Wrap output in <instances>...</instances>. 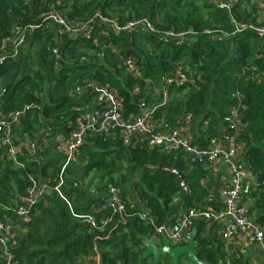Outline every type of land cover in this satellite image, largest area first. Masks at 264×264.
I'll return each instance as SVG.
<instances>
[{"label":"trees","instance_id":"16d2710c","mask_svg":"<svg viewBox=\"0 0 264 264\" xmlns=\"http://www.w3.org/2000/svg\"><path fill=\"white\" fill-rule=\"evenodd\" d=\"M170 1L172 15L161 14L163 0H66L59 7L58 0H0V47L2 40L10 35L13 24L39 25L41 14L50 11L53 4L64 10L72 24L94 20L91 39L79 34L65 36L59 41L57 27L44 25L33 32L30 44L21 49L17 60L8 58L0 66V93L4 91L0 113L8 115L31 106L21 123L12 129V135L19 139L13 143L39 140L49 133L46 135L49 143L41 144L36 159L23 152L16 162L8 157L0 160L1 205L15 207L17 198L32 188L31 175L38 182L48 184L47 191L32 208L31 223L21 232L13 251V264H80L94 255L99 257L101 264H120L119 261L147 264L149 257L143 254L146 243L154 237L151 225L137 216L116 214L103 232H90V228L75 217L94 214L105 218L110 215L101 197L92 192L95 179L87 185L84 181L93 171L103 173L101 177L116 172L115 159L125 158L131 170L139 172V180L134 185H117L125 203L151 213L157 225L167 223L185 207L208 210L216 206L211 200L216 182L204 165L193 163L182 154L167 155L159 146L149 149L145 139L124 144L118 137L105 135L88 137L80 148V158L73 160L64 171L60 188L63 197L55 193L54 186L59 181L65 157L52 142L58 136L67 137L84 115L86 105L96 94L91 91L80 94L77 88L93 79L118 92L123 98L124 114L129 117L161 104L163 96H157L158 101H155L152 95H147L149 81L159 82L162 74L172 72L177 64L183 63L194 83L169 88V99L158 106L154 121L161 125L162 131L167 127L187 126L196 144L203 149L210 148V140L218 137L225 127L224 121L231 108L238 105L233 93L239 90L246 108L242 118L248 125L242 137L246 143L242 163L264 181V77L255 84L243 74L251 67H258L264 73V41L251 32L225 42L214 41L203 32L206 29L231 31L224 11L207 2L209 14L205 18L202 9L192 2L182 7V0ZM238 11L244 20L250 17V14L246 16L249 10L240 7ZM98 12L103 16L119 17L122 22L148 17L158 29L193 30L197 36L184 44H175L160 41L145 32L116 34L94 19ZM142 39L150 45L144 55L138 51V47L145 50L140 43ZM54 46L60 50L59 57L49 50ZM116 49L120 54L113 53ZM84 50L94 51V57H87ZM128 56L141 64V78L121 67L123 58ZM44 81L48 86L43 85ZM160 167H173L186 175L192 201L186 198L179 176ZM49 178L54 181L47 183ZM96 189L101 192L105 186ZM207 223L199 220L195 228L198 255L211 264H219L225 256L210 249L201 236ZM184 257L171 264H182ZM167 263V258H162L159 264ZM0 264H5L1 247Z\"/></svg>","mask_w":264,"mask_h":264},{"label":"built area","instance_id":"2783aa9c","mask_svg":"<svg viewBox=\"0 0 264 264\" xmlns=\"http://www.w3.org/2000/svg\"><path fill=\"white\" fill-rule=\"evenodd\" d=\"M65 1L58 0V7L64 5ZM252 1V5L255 2L258 6V15L255 16V14L249 13L250 17L244 20L238 11L240 0H209L208 3L211 6L227 14L231 31L206 29L203 33L210 36L214 41L225 42L237 35L251 32L259 40L264 41V0ZM241 7L244 8V5H241ZM94 19L98 20L100 24L106 25L116 34L130 35L131 33L145 32L152 34L160 41L174 42L175 44H184L197 36V33L193 30L176 32L173 29H158L148 17H135L122 22L119 17L103 16L98 12ZM93 21L86 24H72L64 14V10L56 8V5L53 4L50 11L41 14L39 25H23L22 22L13 24L10 35L2 40L0 66L8 58L17 60L20 57L21 49L30 44L33 32L44 25L57 27V39L59 41L65 36L70 37L79 34H85L87 39H91V23L93 24ZM92 41L94 44L97 43L96 40ZM49 50L52 55L59 57L60 50L58 47L54 46ZM100 56L103 57L104 55L101 54ZM121 67L136 78L142 77V66L139 64L138 59L133 56L124 57ZM243 74L247 75L248 80L255 84H259L264 77V73L258 67L246 68ZM159 83L162 89L163 101L158 106L165 104L169 99V88L183 87L194 82L189 77L183 63H179L172 72L162 74L159 77ZM148 85L153 86L154 82L149 81ZM88 91L96 94L94 98L96 101L95 110L91 112L89 117L86 115L81 117L76 127L67 137L58 138L55 141L54 146H57L59 152L65 157V164L59 174V181L54 186L55 193L61 197L63 195L60 188L63 185L64 171L76 159L80 148L91 135L118 137L123 140L124 144H129L133 137L138 136L145 139L149 149L159 146L160 150L167 155L182 154L186 159L201 165L221 159L229 167V180L219 192L223 208L220 212L185 207L177 214L172 215L167 223L161 225L156 224L151 213L142 209L137 210L135 204L128 205L125 203L121 190L116 184L108 183L101 192L94 188L92 192L101 197L103 205L110 211V215L105 218L94 214L75 215L77 219L90 228V232L94 230L103 232L116 214H123L126 217L137 216L142 222L152 226L154 237L168 239L173 245L187 243L188 236L196 228L199 220L208 223L219 222L223 219L227 220L221 235V238L226 241L237 235L240 230H246L250 227L248 210L239 204L245 182L254 176L248 166L242 163L246 149V143L242 140V137L248 125L242 118V111L246 108L242 103L244 96L239 90L233 93V98L238 101V105L231 108L230 115L224 121L225 127L218 137L210 140V148L207 149L200 148L196 144L187 126L167 127L163 131L160 130L161 125L154 121V112L158 106L151 107V109L145 108L146 111L142 109L140 113L126 117L123 98L119 96L115 89L109 85H102L93 79L86 82L83 87L77 88V92L80 94ZM136 91H139V88H136ZM29 108L31 106H26L24 109L15 110L8 115L0 113V160L8 157L16 162L17 156L23 152L36 159L41 144L49 143L46 136L49 133L39 140H22L19 145L12 142V129L21 123ZM4 148H7L5 153L3 152ZM29 181L32 188L27 194L17 198L15 207L0 204V211H5L3 214L0 213V247L5 264H13V251L17 248L21 232L26 231L32 221V208L37 199L48 189V184L38 182L35 176H29ZM53 181L52 178H49L47 183ZM255 239L264 247L263 232L256 230ZM87 260H90L91 264H101L97 255L91 256Z\"/></svg>","mask_w":264,"mask_h":264},{"label":"crops","instance_id":"0c3cea01","mask_svg":"<svg viewBox=\"0 0 264 264\" xmlns=\"http://www.w3.org/2000/svg\"><path fill=\"white\" fill-rule=\"evenodd\" d=\"M148 88L149 90L147 91V95H152V98L155 99V101H158L157 96H162L160 83L156 82L153 86L149 85ZM80 102L83 101L81 100ZM89 103L90 104L86 105L84 112V115L88 117L96 108V101L94 99ZM12 136V142L15 143L16 140H19L16 136ZM58 138L62 139L63 136L61 135L56 137L52 142L53 145L56 144L55 141ZM138 139L142 138L135 136L131 141ZM204 168L210 170L212 179L216 182L213 187V196L211 198V200L215 201L216 206L215 208L209 209L215 212H220L223 208L220 202L219 192L224 184L229 180V167L220 159L219 161L213 163H207L204 165ZM239 204L246 207L248 210V217L250 221V227L248 229L240 230L239 233L230 240H223L221 235L227 222V220L223 219L219 222L207 223L201 236L206 239L210 249H215L216 253L225 256L224 261H221L224 264H264V247L261 246L255 239L256 230L264 233V181L261 182L255 175L250 177L244 184ZM151 240H153L158 246L163 245V238L161 237H154ZM165 258H167V264H171L173 261L170 257ZM184 258L183 264H192V262L186 260V256ZM118 263L123 264L120 261ZM152 263L154 264V259L150 256L147 264ZM80 264H91V261L85 260Z\"/></svg>","mask_w":264,"mask_h":264},{"label":"rangeland","instance_id":"374dc122","mask_svg":"<svg viewBox=\"0 0 264 264\" xmlns=\"http://www.w3.org/2000/svg\"><path fill=\"white\" fill-rule=\"evenodd\" d=\"M208 1L209 0H182L180 5L183 7V6H186L187 3L192 2L196 7L202 9V14L205 16V18H207V15L209 14V9L206 8V3ZM169 2H171V1L170 0H166V1L163 0V4H164L163 10L160 11L162 15H164V13L171 14V15L173 14V9H172L173 6ZM251 2L253 3L252 0H251ZM251 2H250V0H243V2L240 1L238 8H240L241 5H244V10L245 11L249 10L246 13V16H248L249 13L255 14V16H257L258 15V6L256 5L255 2H254V5H252ZM158 5H159V7H161L162 3L159 2ZM113 9H115V8H113ZM140 43L145 48V50H141L140 47H138V51L140 52V54L144 55V52L147 51V49L149 48L150 45L148 43H146L145 41H143V39L140 41ZM138 44H139V41H138ZM85 53H86L87 57H94V55H95L94 51H90V50L85 51ZM113 53L114 54H120L118 49L114 50ZM32 69L35 70L36 67L32 66ZM43 85L48 86V84H46L45 81H44ZM0 87H2V83H0ZM72 88H74V87L72 86ZM1 95H2V91L0 93V100H1ZM80 155H81V152L78 153L76 160H78L80 158ZM114 170H116V172L112 173L111 175L104 176V177H101L103 173L93 171L90 173V175L87 178H85L84 184L87 185L89 182H91V181H93V179H95L93 182V185H92V186H95L94 188L101 187V186L106 187V185L110 182H112L118 186L124 185V186L128 187V186L134 185L136 183V181L139 180V172H133L125 158L122 160L115 159Z\"/></svg>","mask_w":264,"mask_h":264},{"label":"water","instance_id":"95a60500","mask_svg":"<svg viewBox=\"0 0 264 264\" xmlns=\"http://www.w3.org/2000/svg\"><path fill=\"white\" fill-rule=\"evenodd\" d=\"M162 170L170 171L179 176L181 185L185 190L186 198L192 201L190 191L186 183V175L177 171L173 167H160ZM197 205L196 202H194ZM199 243L196 241V229L188 236V242L182 245H173L168 239H163V245L158 246L153 240L146 243L144 257L152 256L154 264H159L161 258L170 257L175 263H178L180 258L186 256L192 264H211L206 259H201L198 255ZM220 264H224L221 262Z\"/></svg>","mask_w":264,"mask_h":264}]
</instances>
